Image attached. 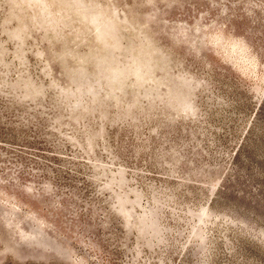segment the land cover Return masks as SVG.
Here are the masks:
<instances>
[{"label": "rangeland", "instance_id": "1", "mask_svg": "<svg viewBox=\"0 0 264 264\" xmlns=\"http://www.w3.org/2000/svg\"><path fill=\"white\" fill-rule=\"evenodd\" d=\"M0 264H264V0H0Z\"/></svg>", "mask_w": 264, "mask_h": 264}]
</instances>
